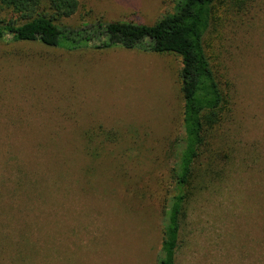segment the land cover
<instances>
[{"label":"rangeland","instance_id":"1","mask_svg":"<svg viewBox=\"0 0 264 264\" xmlns=\"http://www.w3.org/2000/svg\"><path fill=\"white\" fill-rule=\"evenodd\" d=\"M78 2L61 25H150L173 7ZM229 5H217L207 46L231 83L224 172L189 201L175 264H264V0ZM181 67L173 52L0 42V264H158Z\"/></svg>","mask_w":264,"mask_h":264},{"label":"trees","instance_id":"2","mask_svg":"<svg viewBox=\"0 0 264 264\" xmlns=\"http://www.w3.org/2000/svg\"><path fill=\"white\" fill-rule=\"evenodd\" d=\"M171 1L172 10L150 25L105 22L97 17L94 23L75 28L63 26L60 21L75 14L78 0H0V42L37 41L68 50L80 47L99 50L120 45L126 49L156 54L173 52L180 56L183 132L176 142L170 195L163 208L165 219L158 264H175L189 201L209 182L208 178L213 181L220 171L224 172L214 165L224 154L220 128L231 112V83L220 68L217 55L209 54L207 46H211V30L222 18L217 5L231 4L225 10L230 14L233 8H245L250 0ZM92 137L88 135L87 139L89 153ZM92 155L98 158L100 151ZM3 238L1 235L0 261L5 258L1 254ZM17 243L15 247L27 246L25 235L21 234Z\"/></svg>","mask_w":264,"mask_h":264}]
</instances>
